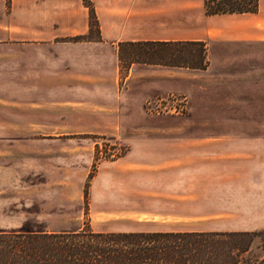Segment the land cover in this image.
Returning <instances> with one entry per match:
<instances>
[{
    "label": "crops",
    "instance_id": "1",
    "mask_svg": "<svg viewBox=\"0 0 264 264\" xmlns=\"http://www.w3.org/2000/svg\"><path fill=\"white\" fill-rule=\"evenodd\" d=\"M88 1L97 30L94 37L75 41L71 38L88 32L83 0H10V9L0 20L6 30L0 33V93L9 89V69H38L36 74L49 78L52 88L77 86L86 92L85 107L113 108L124 101L123 92L151 86L154 72L162 79L175 73V69H133L130 63L120 75L122 44L205 42L209 69H187V75L201 76L194 80L196 87L207 89V102L199 103L207 105V115L196 116V125L200 129L207 125L212 132H196L192 147H186L184 138H161L157 141L161 146L134 149L126 161L143 165L152 177V205L148 204L145 218L166 224L162 230L263 231L264 0H256L254 12L209 15L204 12V0ZM230 50L240 52L239 68H229ZM4 98L1 94L0 111ZM93 115L110 116L107 111ZM8 139V132L0 131L1 176L11 164L3 142ZM28 163L36 168L41 160ZM186 169L196 172V184L186 185ZM2 186L0 180V205ZM195 198L196 213L186 216V202ZM186 219L196 223L185 226Z\"/></svg>",
    "mask_w": 264,
    "mask_h": 264
},
{
    "label": "rangeland",
    "instance_id": "2",
    "mask_svg": "<svg viewBox=\"0 0 264 264\" xmlns=\"http://www.w3.org/2000/svg\"><path fill=\"white\" fill-rule=\"evenodd\" d=\"M9 9L10 0H0V20ZM5 31L0 24V33ZM95 33L94 26L91 37ZM128 49L126 45L119 49L120 75L130 63L133 69H175V73L162 79L154 72L151 86L123 92L124 101L113 108L85 107L86 92L77 86L52 88L49 78L36 74L38 69H9V89L0 93V103L2 94L7 105L0 111V131L9 134L3 142L11 160L7 174H0L4 194L0 229L138 232L167 227L146 220L152 177L143 165L131 166L126 160L134 149L161 146L157 144L161 138H184L186 147H192L196 132H212L207 125H202L204 129L196 125V116L207 115V105L199 103L207 102L208 93L196 87L194 80L201 76H188L189 68L143 63L144 57L131 58ZM239 55L238 50L229 51L230 69L241 66ZM206 59L204 69H209L208 45ZM95 111L110 116L93 115ZM34 158L41 160L36 168L28 163ZM185 181L196 184V172L186 169ZM194 211L196 198L186 202V216ZM184 223L191 226L196 220ZM240 232L248 233L244 239H252L247 257L264 254V230Z\"/></svg>",
    "mask_w": 264,
    "mask_h": 264
},
{
    "label": "trees",
    "instance_id": "3",
    "mask_svg": "<svg viewBox=\"0 0 264 264\" xmlns=\"http://www.w3.org/2000/svg\"><path fill=\"white\" fill-rule=\"evenodd\" d=\"M83 4L88 9V32L71 40H85L94 26L97 30L90 2ZM203 8L207 15L254 12L256 0H204ZM124 45L131 58L144 57L143 63L193 70L207 66L203 41ZM246 236L247 232L196 231L0 232V264H264V254L246 256L252 241Z\"/></svg>",
    "mask_w": 264,
    "mask_h": 264
}]
</instances>
